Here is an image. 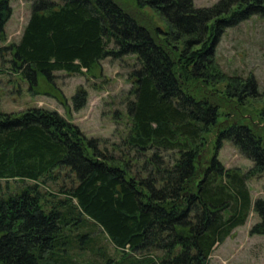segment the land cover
I'll return each mask as SVG.
<instances>
[{
	"label": "trees",
	"instance_id": "obj_1",
	"mask_svg": "<svg viewBox=\"0 0 264 264\" xmlns=\"http://www.w3.org/2000/svg\"><path fill=\"white\" fill-rule=\"evenodd\" d=\"M193 1L32 0L20 40L0 45V57L8 51L14 73L44 93L50 88L41 82L54 84L56 71L93 73L109 55L135 56L125 144L142 161L116 163L97 137L57 110L0 111V180L23 182L17 192L0 190V263L209 264L252 209L260 220L251 232L264 234V198L252 200L250 173L227 168L217 155L230 139L253 160L251 173L264 172V127L242 114L221 127L222 101L207 77L218 34L264 0L211 8ZM236 4L245 8L232 12ZM10 15V0H0L1 40ZM254 82L229 97L255 96ZM53 96L63 97L59 89ZM211 127L219 128L216 153L206 157L203 133ZM59 179L57 189L43 191Z\"/></svg>",
	"mask_w": 264,
	"mask_h": 264
},
{
	"label": "rangeland",
	"instance_id": "obj_2",
	"mask_svg": "<svg viewBox=\"0 0 264 264\" xmlns=\"http://www.w3.org/2000/svg\"><path fill=\"white\" fill-rule=\"evenodd\" d=\"M221 1L193 2L195 7L211 8ZM10 7L11 15L5 25L6 38L0 39V45L20 40L31 14L32 0H10ZM244 8L245 5L236 4L232 7V12ZM148 13L159 25H166L153 10ZM214 46L213 64L207 70V77L211 89L222 101V107L218 110L220 126L238 121L239 115L242 114L244 122L251 123L260 130L264 127V7L238 19L232 26L224 27ZM10 58L8 51L0 57V111L18 115L34 106L57 110L78 125L85 135L97 137L100 147L115 155L116 163L131 161L133 165H138L142 161L132 159L135 153L129 151L125 144L131 127L128 104L135 97L131 79L132 71L138 66L135 56L116 58L109 55L99 61L93 73L56 71L54 84L41 82V89L50 88L44 93H34L30 90L28 81L20 74L14 73L10 67ZM248 78L255 81L257 94L230 98L229 90L239 93ZM51 88L56 89L51 91ZM58 89L63 95L60 99L53 96ZM79 92L86 94L85 101L77 102L74 99ZM218 129L211 127L203 133L206 157L216 153ZM171 153L164 152L168 159L171 158ZM217 155L227 168L250 173L247 184L253 201L264 198V172H250L254 162L237 144L230 139H224ZM62 181L59 179L56 183L48 184L49 189L43 188V191L57 189L56 185ZM22 184L23 182L14 179H1L0 190L3 191L2 194L8 195L19 191ZM46 196L55 199L51 195ZM259 220V215L252 209L247 221L236 227L226 240L215 248L209 264H264V234L251 232L253 224ZM103 242L107 243L106 238H103ZM107 245L109 251L114 252L112 244Z\"/></svg>",
	"mask_w": 264,
	"mask_h": 264
},
{
	"label": "water",
	"instance_id": "obj_3",
	"mask_svg": "<svg viewBox=\"0 0 264 264\" xmlns=\"http://www.w3.org/2000/svg\"><path fill=\"white\" fill-rule=\"evenodd\" d=\"M0 264H2V263H0Z\"/></svg>",
	"mask_w": 264,
	"mask_h": 264
}]
</instances>
